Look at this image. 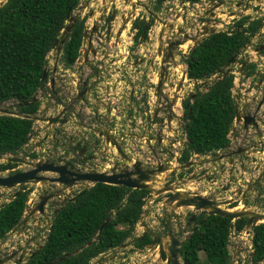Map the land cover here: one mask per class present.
<instances>
[{
	"label": "flooded vegetation",
	"instance_id": "af4514ba",
	"mask_svg": "<svg viewBox=\"0 0 264 264\" xmlns=\"http://www.w3.org/2000/svg\"><path fill=\"white\" fill-rule=\"evenodd\" d=\"M91 1L86 0L82 5L80 3L77 7L78 14L75 15L73 12L77 17L74 26L77 25L82 30V46L76 61L69 66L65 64L63 61L64 44L60 46V54L58 48L56 49L54 67L51 71L47 69V78L43 81L44 85L40 88V94L41 98L50 97L51 99L46 100L38 116L43 120L52 118L56 123L50 125L49 122L40 121L45 126H42L43 131H38V133H43V135L40 137V142L30 146L29 142L37 137L34 132L31 134L32 137L24 147V151L28 154L25 161L69 168L68 162L76 160L77 163L74 166L82 173H106V167H103L101 171L97 170L99 165L101 168L106 164V159H111L106 157V146H108L106 132L126 134L127 138L124 143L131 144L134 138L131 132L135 130L142 134L141 137L148 136L150 144L153 143L158 148L154 151V158L164 156L168 159L171 155L168 149L171 142L170 135L173 136L172 133L176 129L177 117L185 119L187 102L191 97L190 93H187L189 80L186 81L183 72L181 73L176 65L180 45L175 46V35L169 32L167 23L162 22L161 10H165L169 17L172 6L167 5L165 0L161 10L156 12L154 9L156 0L152 8L146 7L144 11L140 7L142 3L138 0H95V3ZM128 7L131 8V12L122 13ZM160 22L163 23L164 30L160 29L159 33L155 34L156 25H161ZM237 29H239L238 26ZM261 47L258 49V54L264 52V50L259 51ZM234 64L241 65L242 70L245 69L246 63L243 64L237 60L236 63H231V65ZM231 65H227L226 69L229 70ZM259 74V70H256L255 75ZM259 81L258 76L255 80L257 93H251L253 99H246L244 109L238 107L240 122L236 123L235 118V127L239 128L238 134H241L242 138L235 136L233 144L230 140L231 144L228 148L208 154L223 152L218 161L226 166L232 162L229 169L224 168L223 171L219 166L217 172L221 175L227 173L230 179L222 183L218 189L208 187L209 197L207 199L214 202L218 208L224 206L230 208V211L234 210L235 200L240 193L243 194L242 188L248 185L243 195L245 203L250 187L261 183L263 178L261 170L264 171V167H260L258 163L261 162L259 156L264 152V119L259 118V113L263 111L264 106L263 78L260 83ZM259 93L262 95L261 98H259ZM179 104L181 110L178 108ZM51 109L55 110L54 115L48 114ZM247 110H254V112L248 114ZM246 118H252L254 123L246 125ZM178 138H183L187 146V133L181 134ZM153 144L150 147L155 149ZM60 150L63 153H60ZM208 155L195 154L192 158L196 163L198 159H203ZM119 156L124 161V157ZM195 156H198V159H195ZM234 158L236 159L232 161ZM20 165L28 169L17 172L32 169L30 165L22 163ZM255 165L257 166L254 167ZM9 171H16V168ZM53 175L56 177V174ZM215 185L217 186V183ZM25 186L27 185L20 187L24 191L30 190ZM65 188L63 186L61 191ZM50 189L51 192L39 196L37 202H32L33 208L29 211L26 209L27 214L24 216L29 218L25 224H22V219L20 223L22 225L19 224L21 228L30 224L28 220L33 215L42 216L39 212L33 214L42 201L41 198L59 194L47 201L46 208L50 206L51 209L56 205L54 202L62 199L61 191ZM223 193H229L230 196L220 198ZM15 196L16 194L11 201ZM197 196L199 195H193L192 198ZM58 210L56 209L55 212ZM173 212L166 215L167 220L158 225L157 231L148 229L146 232L152 234L153 238L156 236L162 238L164 257H168L174 241L178 240L180 246L182 245L183 240H186L193 229L198 226L196 219L201 216L192 215L189 218L185 228L192 227V230L186 238H180V233L170 228L167 222L168 219L174 223L177 221ZM49 226L48 234L51 231V226ZM16 231L12 234L13 239L7 236L0 239L2 240L0 245L4 244L9 248L6 256L1 254L0 264H28L42 250L47 241L48 234L44 242L38 243L35 237L24 240L20 233L16 236ZM9 240L12 244L8 243Z\"/></svg>",
	"mask_w": 264,
	"mask_h": 264
},
{
	"label": "trees",
	"instance_id": "16d2710c",
	"mask_svg": "<svg viewBox=\"0 0 264 264\" xmlns=\"http://www.w3.org/2000/svg\"><path fill=\"white\" fill-rule=\"evenodd\" d=\"M165 0L155 1V11ZM197 2L200 0H191ZM81 0H8L0 8V104L18 102V117L0 116V155L16 156L34 132L40 102L24 106L43 87L48 57L54 50L62 26L70 19ZM238 22L231 35L215 33L203 39L183 58L191 81L204 82L206 92L192 95L187 102L185 119L188 143L180 163L195 154L208 155L228 148V136L236 117V102L231 73L220 75L257 34L262 22L244 27ZM82 46V30L77 25L63 47V61L73 64ZM256 66L248 64L244 73L252 76ZM213 77L217 79L211 82ZM211 82V83H209ZM207 84V85H206ZM190 97V99H191ZM16 164H0V172ZM150 191L131 190L107 184H95L68 200L55 212L51 231L42 250L28 264H91L92 260L119 249L132 237L140 221ZM29 191H18L13 201L0 210V239L15 229L24 217ZM264 208V202H263ZM247 218L236 221L204 212L196 219L197 227L181 245L184 264H231L228 250L230 230L247 226ZM91 245L87 247L88 244ZM152 243V234L134 239L138 249ZM77 251H80L76 254ZM201 254L204 260H201ZM264 262V223L253 228L252 264Z\"/></svg>",
	"mask_w": 264,
	"mask_h": 264
},
{
	"label": "rangeland",
	"instance_id": "374dc122",
	"mask_svg": "<svg viewBox=\"0 0 264 264\" xmlns=\"http://www.w3.org/2000/svg\"><path fill=\"white\" fill-rule=\"evenodd\" d=\"M8 0H0V6L5 4ZM86 0H81V5L82 3H84ZM128 1V0H126ZM139 3H142V5L140 6L141 9L144 11V8L146 7H153L154 1L155 0H138ZM92 3H95V0L91 1ZM167 2V0H166ZM131 7V6H130ZM128 7L127 10L122 11V13H128L131 12V8ZM139 6H137V8H140ZM124 8V7H123ZM78 10L76 9L74 11V14H78L77 12ZM162 11V22L165 24H169V21L172 18V12L169 13V17L166 15L165 10H161ZM141 13H143L141 11ZM156 25V29H155V34H158L160 29H162V31L164 30V25H162L163 23ZM191 22V20L189 21ZM170 32V30H169ZM171 33V32H170ZM258 41V49L262 46V44H264V36L262 35L261 37H259L257 39ZM177 57H176V65L178 70L182 73L184 72V69H182L181 64L185 65L183 62V58L182 54L180 52L177 53ZM262 56H264V53H262L261 55L258 56L257 61L258 64L256 65V68L259 70V80L261 81L263 78L264 81V60L262 59ZM247 57H249L248 59H246V62H249V60H251V56H249V54H247ZM56 62V50H53L49 57H48V71H51V69L54 67V64ZM257 65H263V66H257ZM227 71V70H226ZM229 73H231L234 77V81L236 78H239L240 76L238 75V73L241 71L240 67L238 64H234L231 65L229 67ZM217 79V77H213L211 82L215 81ZM209 82V83H211ZM243 82V81H241ZM207 85V84H206ZM188 86L189 89L187 91V93H190V95H195L197 93H203L206 92L207 87L205 86L204 82H196V81H191L189 79L188 81ZM254 88V84H252L249 88L247 87L246 91L244 92V95H242L241 97H239L237 94L234 96V100L237 104V101H239L238 103V107L240 109H244L246 103V99L252 100V95L251 93L255 94L256 91L253 90ZM234 89V88H233ZM236 91V90H235ZM237 92H239V90H237ZM250 94V95H248ZM39 98V102L41 104V109L43 108V104H46V100L47 99H51L43 97L41 98V94L39 93L38 95ZM54 101V100H53ZM192 97L190 99V103H192ZM2 109H8L10 112H15L18 113L19 112V106H18V102L15 101H11L8 103H5L2 106ZM48 114L54 115L55 114V110L51 109L48 111ZM180 127H183V121H182V117H177V121H176ZM42 126H45V124L36 122L34 123V133L36 134L37 137L34 138V141H36L35 143L30 141L29 145L30 146H34L36 145L38 142H40V137H42V134H39L38 131L42 132ZM49 126V125H47ZM46 126V127H47ZM232 135H231V140L233 141V138L235 136H237L239 139L242 138L241 134L239 133V128L233 127L232 130ZM70 133V132H68ZM113 136H119V134L117 133L112 134ZM142 135V134H140ZM244 135V134H242ZM178 140L183 141V138H178ZM242 142V141H241ZM243 143V142H242ZM184 147H186L185 144H183ZM106 157L111 158L110 160L106 159V164L104 166H102L101 168H99V164L100 162H96L99 166L97 168V170L101 171V169L103 167H106L108 165L114 164L116 162V160L118 159V157L114 154V151L111 148H108L106 146ZM60 153H63V151L60 150ZM223 152H221L222 154ZM221 154H211L208 155L210 157H204L203 159H198L195 163L194 160H192L194 162V166L192 168H189L188 170H183L180 171L182 173H175L172 174L171 178L169 179H164V176L159 175L158 177L153 176L152 179L150 180V182L145 183L149 189H150V197L148 198V201L154 202L153 204H149L148 205V211L146 212V217L144 218V223L143 225L148 226L150 230L152 231H157V229L159 228L158 225H160L162 223V221L167 220V216L168 214H171V212H173L174 210V217H177V221L174 223V221H171L170 219H168V223L170 225V228H172L175 232H179V236L180 238L183 237H187L188 234H190L192 227L190 229H186V225L188 223L189 218L192 215H195L196 217L200 216L203 214L204 211H198L194 206H181L178 207L177 203H174L172 206H168V205H164V206H160V204H164L168 201V199L171 197L172 194L170 193H165V190L171 182L174 181H178L176 182V188L179 189V199L183 200L185 198H191L193 197V195H201L203 196L206 192V196L205 197H209V188L208 187H213L214 189H218L221 187L222 183H225L226 180H229V176L225 175H221L220 173L217 174V172L219 171V166L222 167V170L224 171V168L229 169L232 162H230L229 164L226 165H222L220 163V161H218L219 157L221 156ZM28 156L27 152L24 151V148L22 150H20L18 152V154L16 156V158H20L23 160H26V157ZM11 156L5 157L4 159L0 160V164L3 163H7V159L10 158ZM236 158L232 159L235 160ZM103 164V162H102ZM16 171H20V170H25L28 169L26 166H22L19 163H16ZM96 169V168H95ZM221 170V171H222ZM261 170V168H260ZM11 173V171H7V172H0V176L1 177H6ZM192 173H197L198 175H196L194 177V179H188V175L192 174ZM43 176L46 177H55V175L50 174V173H45L42 174ZM179 177V179L177 180V176ZM263 178L261 180V183L259 184H255L254 187H250V191L247 193V200L246 202L243 204L242 208V212L239 213H249L250 215H264V208H263V202H264V172H263ZM205 178V181H204ZM224 180V181H222ZM217 183V186L215 185ZM93 186V184L91 183H86V184H79L77 186H75L74 188H65L64 191H61V189H63V186L58 184V185H50L49 183H38V184H33V183H29L27 184V186H25L26 188H29V199L32 200L33 202H37L38 197L41 195H45L48 192H51L52 190L50 188H54V189H58L59 191H61V195H62V199L57 200L56 205L51 209L50 206H48L47 210L48 213H46L45 216H39L37 214L33 215L32 218H30L28 220V222L30 223L28 226H26L25 228H21L19 229V226L17 227V229H19V233L22 235V238L25 239H29V238H33L35 237V240L38 243H42V241H45V238L47 237L48 234V226L51 225L52 220H53V216L55 214V210L61 208L64 203H66L68 200H71L75 197L76 194H78L79 192L83 191L86 188H89ZM25 188V189H26ZM22 189V187L20 186H16L13 189H7V188H1L0 187V210L2 209V207L9 203L12 199L13 196ZM169 189H171V187H169ZM256 191V192H255ZM159 192H162L161 194H159ZM217 192H219V190H217ZM197 193V194H196ZM261 195V196H259ZM230 194L229 193H223L222 195H220V198H224V197H229ZM235 198V197H234ZM237 203L234 204V206H236ZM173 207V210H172ZM221 210L223 211H227V212H231L227 207H219ZM210 211V210H209ZM207 211V212H209ZM231 213H236V212H231ZM238 213V212H237ZM29 217H27L26 215L24 216V219H27ZM233 221H236L233 220ZM260 223H264V222H256V224H260ZM23 224V223H22ZM46 226V227H45ZM252 228V227H251ZM253 229V228H252ZM13 239V237L11 238ZM185 240V239H184ZM183 240V241H184ZM8 243L12 244V241L9 240ZM14 245V244H13ZM17 245V244H16ZM132 244H128L126 248H120L117 249L115 251H110L107 255L102 256V258L96 259L94 260L91 264H170L168 262V258H160L159 256H157L156 254L153 253V251H146V250H135L134 247L131 246ZM3 246V249H2ZM0 256L1 254H3L4 256H6L7 254V250H9L8 247H5V245H0ZM229 252L231 254V264H252L251 263V250L249 248V245L247 243V241L243 240L241 237H239L238 235H234V239L232 240V243H230V248H229ZM201 260H204V255L201 254ZM180 263L184 264V262L182 261L181 257H180ZM10 264H14V263H10ZM261 264H264L261 263Z\"/></svg>",
	"mask_w": 264,
	"mask_h": 264
},
{
	"label": "built area",
	"instance_id": "2783aa9c",
	"mask_svg": "<svg viewBox=\"0 0 264 264\" xmlns=\"http://www.w3.org/2000/svg\"><path fill=\"white\" fill-rule=\"evenodd\" d=\"M167 5L171 4V11H172V18L169 21V24H167V27L169 28L170 32H172L175 35V41L180 42V46L178 48V52L182 54V57L188 56L190 51L196 47L194 38H199L201 41L209 36L210 34L215 33H226L231 35L233 32L237 30V22H239L242 19H246V23L244 25L245 28H247L250 24L255 22H262L260 31L255 34L252 38L249 44L245 46L243 54L240 56V61L248 59L247 54L251 56V60H249V64H258L257 58L258 54V41L257 39L264 36V0H200L198 2H192L190 0H167ZM217 6V7H216ZM191 20V22H189ZM208 31L209 34L206 36H202V34ZM188 36L189 38L185 40V37ZM264 46V44H262ZM262 59L264 60V56H262ZM239 61V62H240ZM241 63V62H240ZM182 69H184L183 75L186 77V81L189 80L188 78V72H187V66L181 64ZM240 67V72L238 75L239 78H236L234 81V89L233 94L238 95L241 97L244 95V92L247 90L246 88L250 87L252 84H254L253 90L257 93V82L252 81V79L257 80L255 78L256 75H253L251 77H247ZM243 81V82H241ZM261 81H259L260 83ZM264 83V81H263ZM236 90V91H235ZM239 90V92H237ZM262 95L259 93V98H261ZM239 103V101H238ZM256 105V104H255ZM178 108L181 110V105H178ZM248 111V110H247ZM254 112V110H249L248 114H251ZM259 118L264 119V106L263 111L259 113ZM183 121V127H180L179 124H176V129H174V133H172L173 136L171 137V142L169 143L168 149H170L171 155L173 153V156L170 155V158L166 159L164 156H161L160 158H154V151H157V147L155 144L150 147V140L148 139V136L146 138L141 137L137 130L131 132L133 134V142L131 144L124 143L125 139L127 138L126 134L118 133L119 136H114L117 140V143L121 146L123 154L128 157V161L124 159L122 161L121 157L117 156V149L116 147H113L111 144H108V148H111L115 155L118 157L116 162L114 164L106 166V174L108 175H114V174H122L125 170L133 171L134 165L137 163H141V168L144 171H157L159 168L164 169L163 173H156L154 176L158 177L159 175L164 176V179L171 178L172 174L179 173L180 174V163H178L179 159L181 158L182 152L184 150L183 144L184 141L178 140V137L181 134H186V125L188 124V121L182 117ZM233 130V129H232ZM230 132L228 138L231 140L232 131ZM117 134V133H111ZM113 136V135H112ZM232 141V140H231ZM36 142V141H32ZM234 141H232L233 144ZM162 149V148H161ZM260 161L258 162L260 167H264V152L262 155L259 156ZM195 159H198V156L194 157ZM257 163V165H258ZM255 165L254 167H256ZM263 173L264 171L261 170ZM82 173V172H81ZM84 173H90V172H84ZM260 173V171L258 172ZM198 175L197 173H192L188 175V179H194V177ZM178 177V175H176ZM179 177L177 178V180ZM180 181V180H178ZM171 182L167 187H171V189L166 191V193L170 194H176L179 193V189H177L175 186L177 185L176 182ZM166 188V187H165ZM248 189V185L243 187L241 192L243 191V194L240 193L238 198L235 200V203L238 205L235 206V209L238 207H243L244 201H243V195H245L246 190ZM197 194V193H196ZM207 194V192L205 193ZM33 201L30 200L27 203V211L29 209L33 208L34 204ZM154 202L148 201V198L145 199V204L143 207V213L141 215L140 221L136 226L135 233L142 234L146 232L149 227L143 225L144 218L146 217V212L149 210L147 207L149 204H153ZM166 206V203L160 204V206ZM169 206V205H168ZM27 211L25 214H27ZM46 213H48V210L46 208ZM21 229V226L19 227ZM19 229H15L16 231L15 235L18 236L17 233H19ZM13 231V232H14ZM13 232H10L7 237H13ZM234 235H238L243 240L247 241L249 248L251 250V254L253 252V230L251 227L246 226V228L240 232L237 231L235 227H232L230 230V236H229V244H228V250L230 248V243H232V240L234 239ZM14 238H16L14 236ZM2 240H0V243ZM159 248H157L155 251L152 249L147 248V250L153 251L159 255ZM230 251V250H229ZM231 255V254H230ZM251 257V255H250Z\"/></svg>",
	"mask_w": 264,
	"mask_h": 264
},
{
	"label": "water",
	"instance_id": "95a60500",
	"mask_svg": "<svg viewBox=\"0 0 264 264\" xmlns=\"http://www.w3.org/2000/svg\"><path fill=\"white\" fill-rule=\"evenodd\" d=\"M4 5V4H3ZM1 5L0 8L3 6ZM217 7V6H216ZM77 22V17L73 14L70 19L62 26L61 34L59 38L57 39L55 43L54 50L58 48V53H61L60 46L64 45L69 38L72 29L74 27V24ZM209 32L205 31L202 36L208 35ZM213 34V32H212ZM189 37L186 36L185 40H187ZM195 42V46L199 45L201 40L199 38L193 39ZM180 42H176L175 46L180 45ZM264 47H261L259 51H263ZM234 61L231 60L228 64L231 65V63ZM246 65V64H245ZM244 65V66H245ZM227 75L229 74V71H221V74ZM47 78V69L44 72L43 81ZM41 90V89H40ZM40 90L36 94L35 97L32 98L31 101L24 102V106H28L32 103L39 102L38 95L40 93ZM4 104H0V116H13L18 117V113L10 112L8 109H2V106ZM236 110V123L240 122V116L238 111V106H235ZM29 120H33L36 122L40 121H46L49 122L50 125H53L56 123L52 118H47L45 120L41 119L38 114L33 116H27L26 117ZM254 123L252 118H246L245 124L249 125L250 123ZM32 135H30V138ZM106 143L111 144L113 147H116L119 154L124 157L126 161H128V157H126L120 145H118L117 140L114 136L110 135L108 132H106ZM11 156L7 159V163H19V164H26L30 165L32 167L31 170L25 171V172H17L13 171L6 177L0 176V187L1 188H7V189H13L16 186H23L27 185L29 183L38 184V183H51V184H60L62 186H65L66 188H74L75 186L79 184H86L91 183L93 185L95 184H107L112 186H118V187H124L131 190H144V191H150L149 187L145 185L146 182H150L152 177L156 173H162L164 172V169L159 168L157 172L155 171H144L141 168V163H137L134 165L133 171L125 170L122 174H114V175H108L106 173H97V172H90V173H81L76 169L74 164L77 163L76 160H72L71 162H68L69 168L67 166H54V165H48V164H40V163H28L23 159L13 157L12 155H0V160L4 159L5 157ZM193 166V162H188L185 165H182L180 167V170H186ZM50 173V174H56V177H46L42 174ZM169 187H166V191L169 192ZM162 192H159L161 194ZM59 196V194L57 195ZM55 195L41 198L40 204L36 207V209L33 211V214L36 212H39L42 216L46 214V204L47 201L51 198L57 197ZM174 203H177L178 207L181 206H194L198 211H209V215H215L219 216L225 219L229 220H238L241 218H247V226L254 228L257 226L256 221L261 217L262 215H250L249 213H231L227 211H223L220 208L215 206V203L210 201L209 199L197 196L194 198H185L183 200L179 199V194H172L171 197L167 201V205L172 206ZM195 216L192 220H194ZM27 222V219L23 220V224ZM51 226V225H50ZM49 226V227H50ZM91 245L88 244L87 247ZM152 248H156L159 246L160 250V258L164 257V248L162 244V238L160 236H156L153 238ZM80 251H77L76 254H78ZM180 257H181V246L180 241H174L172 244V249L169 251L168 256V262H171L172 264H181L180 263Z\"/></svg>",
	"mask_w": 264,
	"mask_h": 264
},
{
	"label": "clouds",
	"instance_id": "9594fccd",
	"mask_svg": "<svg viewBox=\"0 0 264 264\" xmlns=\"http://www.w3.org/2000/svg\"><path fill=\"white\" fill-rule=\"evenodd\" d=\"M211 35V34H210ZM244 49H245V47L241 50V52H240V55L238 56V59L237 60H239L240 61V56L243 54V52H244ZM242 53V54H241ZM240 62H243V64L244 63H246V65H245V67L249 64L248 62H246L245 60H241ZM253 65H255V64H253ZM256 66V65H255ZM227 71H228V69H226ZM226 70H224V71H226ZM256 70H258L257 68H256ZM243 71V73H244V70H242ZM220 75H224L223 73L221 74V72L219 73ZM245 74V73H244ZM228 75V74H227ZM246 75V74H245ZM254 75H255V73H254ZM253 76V75H252ZM259 75H256V77H258ZM247 77H251V76H247ZM255 79H257V78H255ZM252 81L253 82H255V80L254 79H252ZM234 88V87H233ZM232 94H233V89H232ZM235 95L233 94V97H234ZM237 106H238V101H237V104H236ZM236 118V117H235ZM234 124H235V121H234ZM185 149V148H184ZM184 151V150H183ZM183 153V152H182ZM181 159V158H180ZM180 159H179V161H178V163H180ZM193 160V158H191L188 162H191ZM187 162V163H188ZM186 163V164H187ZM182 165H185V164H181L180 163V167L182 166ZM180 167H179V170H180ZM193 166H191L190 168H192ZM189 169V168H188ZM188 169H186V170H188ZM180 171H183V170H180ZM157 172V171H156ZM163 173V172H162ZM180 173H182V172H180ZM146 183H148V182H146ZM146 185V184H145ZM94 186V185H93ZM166 193V192H165ZM176 194H179V193H176ZM199 196H201V195H199ZM150 197V196H149ZM148 197V198H149ZM201 197H203V198H206L207 199V197H205V196H201ZM192 198V197H191ZM209 211V210H208ZM205 212V211H204ZM231 212H233V210H231ZM143 213V212H142ZM207 213H209V212H207ZM46 215V214H45ZM141 218V217H140ZM261 224V223H260ZM20 225H22V224H20ZM258 225V224H257ZM135 230H136V228H135ZM135 230H134V232H133V235H132V237L125 243V245H123L122 247L123 248H126L127 247V245L130 243V244H132L131 246L132 247H134V249L135 250H139V251H142V250H146V251H148L147 250V248H149V249H151V244L150 245H148V246H146L144 249H138V248H136L135 247V245H134V239H136V238H139V237H141L142 235H144L146 232H144V233H142V234H137V233H135ZM253 230V229H252ZM152 241H153V235H152ZM121 247V248H122ZM157 248H159V246H157L156 248L154 247V248H152L154 251L157 249ZM120 249V248H119ZM115 250H117V249H115ZM115 250H113V251H115ZM159 250V249H158ZM112 251V250H111ZM110 252V251H109ZM159 253H160V250H159ZM156 254V253H155ZM169 254V253H168ZM107 255V254H106ZM157 255V254H156ZM159 256V255H158ZM169 256V255H168ZM99 258H102V256L101 257H98V258H96V259H99ZM163 258H165V257H163ZM168 258V257H167ZM96 259H94V260H96ZM162 259V258H161ZM182 259V258H181ZM94 260H92V262L94 261ZM183 261V260H182ZM91 262V263H92ZM170 264H172L171 262H169Z\"/></svg>",
	"mask_w": 264,
	"mask_h": 264
},
{
	"label": "bare ground",
	"instance_id": "6f19581e",
	"mask_svg": "<svg viewBox=\"0 0 264 264\" xmlns=\"http://www.w3.org/2000/svg\"><path fill=\"white\" fill-rule=\"evenodd\" d=\"M233 212H242V208L241 207H238V208H236V209H234L233 210ZM256 222H264V215L263 216H261V217H259V219H257V221Z\"/></svg>",
	"mask_w": 264,
	"mask_h": 264
}]
</instances>
